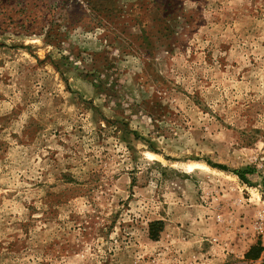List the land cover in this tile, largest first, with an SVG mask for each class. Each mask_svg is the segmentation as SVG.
I'll return each instance as SVG.
<instances>
[{"label": "rangeland", "instance_id": "rangeland-1", "mask_svg": "<svg viewBox=\"0 0 264 264\" xmlns=\"http://www.w3.org/2000/svg\"><path fill=\"white\" fill-rule=\"evenodd\" d=\"M259 240L264 0H0V264H264Z\"/></svg>", "mask_w": 264, "mask_h": 264}, {"label": "trees", "instance_id": "trees-1", "mask_svg": "<svg viewBox=\"0 0 264 264\" xmlns=\"http://www.w3.org/2000/svg\"><path fill=\"white\" fill-rule=\"evenodd\" d=\"M214 167H218L220 169H225L223 166H214ZM236 174L239 176L241 175V173L239 171H237ZM162 227H163V223L160 221H156V222L151 224L150 235L153 239H157L159 237V233H160ZM256 248L258 250V253L256 255L252 256V259H258L264 250L260 240L258 241L257 246L253 247L247 255L250 256V253L252 255V253L256 250Z\"/></svg>", "mask_w": 264, "mask_h": 264}]
</instances>
